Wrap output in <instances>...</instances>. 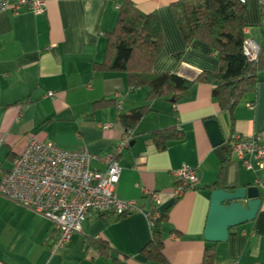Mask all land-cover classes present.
<instances>
[{
  "label": "crops",
  "instance_id": "obj_1",
  "mask_svg": "<svg viewBox=\"0 0 264 264\" xmlns=\"http://www.w3.org/2000/svg\"><path fill=\"white\" fill-rule=\"evenodd\" d=\"M35 1L46 4L45 13L25 9L19 14H0L3 171L13 168L31 140L104 156L126 132L120 116L147 105L150 92L149 88L131 89L124 73L94 70L106 57V33L117 23L119 12L113 0ZM130 1L143 14L159 18L163 47L154 63L155 73H176L195 81L202 73L219 72L220 61L209 45L195 41L186 48L171 9L179 0ZM246 1L247 38L261 43L258 0ZM213 91L212 85L196 84L178 104L164 99L149 104L152 113L133 131L132 144L120 157L123 172L116 187L121 200L134 202L141 211L124 218L96 215L55 255L51 254L57 240L53 223L0 196V262L154 264L141 254L152 241L155 219L151 222L149 216L159 218L167 212L168 221L162 225L166 264H203L210 248L214 249V264H264L263 206L254 221L232 230L226 243L205 239L213 191L258 187L257 180L264 183V170L249 171L226 152L234 135H264V82L233 113L216 106ZM251 103L253 110L247 107ZM209 120L219 124L224 137L221 146L211 141L206 127ZM172 128L183 132V140L160 152L152 133ZM91 167L105 171L98 161ZM185 167L197 170V190H188L176 200L175 174ZM215 183L217 188L212 187ZM261 193L264 196L262 189ZM102 243L109 250L102 251Z\"/></svg>",
  "mask_w": 264,
  "mask_h": 264
},
{
  "label": "trees",
  "instance_id": "obj_2",
  "mask_svg": "<svg viewBox=\"0 0 264 264\" xmlns=\"http://www.w3.org/2000/svg\"><path fill=\"white\" fill-rule=\"evenodd\" d=\"M113 1L119 8L117 23L111 32L106 33L108 46L105 60L96 64L94 70L124 73L131 89L149 88L150 91L147 105L132 110L129 115L120 116V123L126 132L134 131L152 113L151 102L164 99L178 104L196 84L212 85L213 102L220 110L233 113L244 98L255 94L259 84L264 82V31L258 61L250 63L243 55L248 29L245 21L247 1L243 4L240 0H179L171 6L186 48L195 41L204 42L220 61L218 73H202L195 81L176 73H155L154 63L163 47L158 16L143 14L130 0ZM181 58L182 55L178 56L179 60ZM103 104H106L105 101L96 106ZM183 137L180 129L172 128L153 132L151 139L163 152L170 143L182 141ZM226 152L229 157L232 155L230 147ZM212 187L217 188L218 184ZM167 221V212L153 221L152 241L141 253L147 263L167 262L162 232V225ZM99 246L102 251L109 250L105 243ZM214 259V249L210 248L205 253L203 264H214Z\"/></svg>",
  "mask_w": 264,
  "mask_h": 264
},
{
  "label": "built area",
  "instance_id": "obj_3",
  "mask_svg": "<svg viewBox=\"0 0 264 264\" xmlns=\"http://www.w3.org/2000/svg\"><path fill=\"white\" fill-rule=\"evenodd\" d=\"M240 1L246 4V0ZM258 3L260 28L264 31V0H258ZM25 9L39 15L45 13L46 4L35 0H0V14H19ZM260 53L261 43L246 38L243 55L247 61L257 62ZM48 97L54 98V94L49 93ZM247 107L253 110L255 105L251 103ZM133 137V131L125 132L114 149L104 156L91 155L86 149L68 151L52 143L31 140L10 171L0 169V196L53 223L57 240L51 254L55 255L71 242L73 236L81 234L85 222L96 215L121 218L141 211L134 202L123 201L116 194L123 172L119 160L131 146ZM228 147L247 170H264V135L247 138L237 134L231 138ZM93 161L101 162L105 171L92 169ZM175 176L178 180L176 198H181L188 190H195L199 182L197 170L192 168L185 167ZM256 185L264 191V183L257 180ZM152 199L158 202L156 195H152ZM156 218L149 216L151 222Z\"/></svg>",
  "mask_w": 264,
  "mask_h": 264
},
{
  "label": "water",
  "instance_id": "obj_4",
  "mask_svg": "<svg viewBox=\"0 0 264 264\" xmlns=\"http://www.w3.org/2000/svg\"><path fill=\"white\" fill-rule=\"evenodd\" d=\"M214 146H221L224 137L215 120L206 122ZM263 206V196L259 187L234 190H215L211 197V210L205 232L209 243H226L232 230L256 219Z\"/></svg>",
  "mask_w": 264,
  "mask_h": 264
}]
</instances>
